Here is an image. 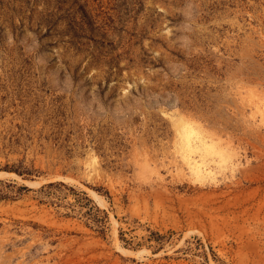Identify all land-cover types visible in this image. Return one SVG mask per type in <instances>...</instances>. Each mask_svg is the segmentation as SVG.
Returning <instances> with one entry per match:
<instances>
[{"label": "rangeland", "instance_id": "1", "mask_svg": "<svg viewBox=\"0 0 264 264\" xmlns=\"http://www.w3.org/2000/svg\"><path fill=\"white\" fill-rule=\"evenodd\" d=\"M256 104L264 0H0V264H264Z\"/></svg>", "mask_w": 264, "mask_h": 264}, {"label": "bare ground", "instance_id": "2", "mask_svg": "<svg viewBox=\"0 0 264 264\" xmlns=\"http://www.w3.org/2000/svg\"><path fill=\"white\" fill-rule=\"evenodd\" d=\"M255 109L260 111L261 109L264 110V107L256 104ZM179 132L180 151L178 152L192 181L203 182L206 178L213 175L212 168L208 164L209 158H216L220 163H226V161L230 159L231 153L222 150L211 141L206 140L200 134L199 130L189 123L182 122ZM1 174L12 175L13 177L19 178L16 174L11 172H0V175ZM62 180L67 181L68 178H62ZM25 183L34 184L35 182L25 181ZM89 193L94 201L98 204H103V200L99 195L93 191H89Z\"/></svg>", "mask_w": 264, "mask_h": 264}]
</instances>
